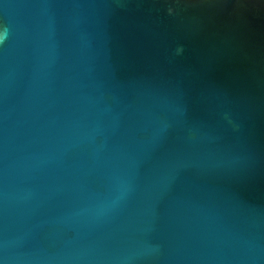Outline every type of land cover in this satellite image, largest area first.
Listing matches in <instances>:
<instances>
[{
	"label": "water",
	"instance_id": "1",
	"mask_svg": "<svg viewBox=\"0 0 264 264\" xmlns=\"http://www.w3.org/2000/svg\"><path fill=\"white\" fill-rule=\"evenodd\" d=\"M0 264H264V0H0Z\"/></svg>",
	"mask_w": 264,
	"mask_h": 264
}]
</instances>
